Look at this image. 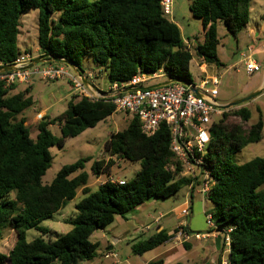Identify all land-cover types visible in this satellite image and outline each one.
Segmentation results:
<instances>
[{"label":"trees","instance_id":"trees-1","mask_svg":"<svg viewBox=\"0 0 264 264\" xmlns=\"http://www.w3.org/2000/svg\"><path fill=\"white\" fill-rule=\"evenodd\" d=\"M29 8L38 12L39 55L65 59L79 67L89 56L104 74L106 85L159 69L169 78L192 83L188 74L192 53L177 25L163 15L159 0H0V65L12 64L20 55L19 19ZM188 8L202 24L197 56L205 64L219 65L217 23L222 22L231 35L239 34L249 22L250 0H189ZM17 85L5 88L0 82V242L6 228L16 235L8 255H0V262L91 261L98 243L90 242L89 237L96 230L147 201L167 199L188 186L187 179L175 180L170 170L171 165L178 166L169 149L168 128L161 125L147 137L134 116L125 129L109 136L104 146L108 159L91 165V174L98 177L109 175L116 160L138 162L140 169L130 182L123 180L124 184L118 185L105 181L89 188V175L83 169L90 159L83 158L62 166L53 181L43 185L41 178L51 164L49 148L62 147L65 139L95 127L115 113V107L108 100L91 101L72 94L62 114L37 120L33 139L25 118L18 117L33 104L29 87L13 93ZM231 117H239L241 123L230 121ZM250 117L251 111L244 106L227 110L214 120L204 155L215 180L208 196L212 205L208 213L219 230L232 229L230 264H264V158L237 159L243 149L263 139V115L258 112L256 121L246 126ZM54 124L59 126V137L49 130ZM78 190L82 198L74 205L76 215L67 221L69 231L52 241L26 240L29 229L47 234L48 229L39 223L73 200ZM168 238L161 231L133 244L132 252L142 255ZM148 264L163 262L158 259Z\"/></svg>","mask_w":264,"mask_h":264},{"label":"rangeland","instance_id":"rangeland-1","mask_svg":"<svg viewBox=\"0 0 264 264\" xmlns=\"http://www.w3.org/2000/svg\"><path fill=\"white\" fill-rule=\"evenodd\" d=\"M88 1L93 2L95 0ZM188 6L189 0H172V18L169 20L177 25L183 41L190 45L188 49L192 53V60L188 67V74L191 77L192 83L198 85L206 75L214 76L219 79L217 85L218 95L216 97V103L218 105H225L233 100L248 95V90L251 86H255L261 82L264 84V78L261 77L264 73V54L252 57L255 62L260 64V73L248 75L243 61L238 62L241 55L246 56L250 53L248 49L249 47L254 48L264 44V0H250L249 22L247 28L243 29L236 36L228 33L222 22L217 23L216 32L218 45L216 47V56L220 64H213L211 66L203 64L200 57L196 54L197 46L202 43V24L199 19L191 15ZM37 18L38 12L34 8L27 9L20 16L19 35L17 38V47L20 55L27 54L36 58L40 54L37 45ZM257 34L259 35L257 36ZM44 65L46 64H40V66ZM81 67L83 70H90L96 74L98 78L94 79V83L98 85L99 88H105L106 78L89 56H85L82 59ZM65 69L67 71L69 70L66 67ZM160 81H165V78L160 80H150L146 82V86L155 85ZM28 87L29 96H31L33 104L31 107L25 109L18 117L25 118V124L29 127L31 138L34 139L36 135L35 124L39 119H36L35 117L39 113H42V116L48 118L59 116L66 109V105L71 98V93L74 92L66 77L58 78L56 80H48L39 75H34L32 77V82L28 84H18L15 91H23ZM208 87H210V85L206 86V88ZM262 94L249 103L235 107L239 108L245 106L251 111V117L246 123V126H249L256 121L258 112L264 117V94ZM130 119L131 115L124 112H115L99 122L95 127L86 129L76 137L65 139L62 147L54 146L49 148L48 151L51 157V164L41 178V183L43 185H49L62 166L72 164L83 158L90 159L85 162L83 169V171L89 175V188L95 189L98 185L107 181L109 175L115 179H123L130 182L140 169L138 162L116 160L109 175L102 174L96 177L91 174V165L94 161L108 159L104 146L109 136L125 129ZM229 120L235 123H240L236 117H231ZM49 130L54 136H60V130L57 124L50 125ZM254 157L264 158V135L260 142L251 144L243 149L238 154L237 159L239 162H246ZM185 193L186 188L184 187L167 199L150 200L146 202L149 205L136 213L138 214L137 217L139 220L130 218L128 224H121L119 220H114L110 225L96 230L89 237L90 242L98 243L95 257L91 261L82 264H136L137 262L146 259H158L159 250L157 249H153L142 255H136L132 252L131 247L133 244L138 241L147 240L155 234V228H152L151 231H146L142 235H139L140 232L137 234L136 227L139 226V221L148 224L149 226L152 224L150 222L152 220H147L146 215H151L153 219L160 215L159 218L164 216V220H169L168 225H166V231H168L175 224L174 214L170 211L185 200ZM81 198V191L78 190L73 200L67 202V204L58 212L39 223V227L48 229L47 234H42L36 229H29L26 232V240L31 241L35 238H42L45 241H52L58 235L69 231L71 226L67 221L76 215L77 212L74 205ZM152 201H155L153 202L154 204ZM205 206L206 208L212 207L208 200L205 203ZM190 208L192 214L190 212V216L186 220V227L187 222L190 221L192 227H201V230H204L207 225L198 198H195L192 201ZM161 214L163 215L161 216ZM180 219L182 222V218ZM127 225L129 228V234L120 235L122 229ZM148 225L140 226L137 229L138 231H145L146 227L149 228ZM15 240V232L9 228L4 229L3 239L0 242V255L7 256L14 245ZM190 241H193V239ZM107 254L110 256L105 257ZM0 264H7L6 260L0 262Z\"/></svg>","mask_w":264,"mask_h":264},{"label":"built area","instance_id":"built-area-1","mask_svg":"<svg viewBox=\"0 0 264 264\" xmlns=\"http://www.w3.org/2000/svg\"><path fill=\"white\" fill-rule=\"evenodd\" d=\"M159 5L163 15L167 19H171L172 0H159ZM185 45L187 48L190 47L189 43H185ZM251 57L252 52L243 60L248 75H253L261 69L260 64ZM32 59L34 57L27 54L19 55L12 63L19 69L0 74V82H3L5 88L13 84H28L32 82L34 75H39L48 80L66 77L74 94L91 101L108 100L114 105L115 112H124L136 117L139 120L141 132L145 136H153L161 125L168 128L170 132L169 149L178 166L176 169V166L171 165L170 170L173 172L175 180L187 179L189 181L186 187L185 200L179 212L182 222L171 234V237L174 241L184 244L191 239L201 241L213 235H221L222 250L218 264H230L228 254L231 228L219 230L210 213L204 214L208 232L191 233L186 227V220L191 212L192 197L197 195L202 201H207L215 182L211 170L205 164L204 155L211 140V124L227 111L217 107L216 97L219 79L206 75L198 85L191 83L195 89L204 95L198 97L189 88L179 83L157 88L135 89L148 87L146 82L150 80L169 79L167 73L162 69L152 73H137L126 82L109 83L105 88H98L94 83V79L98 78L96 74L90 70L84 71V77L98 89V93L89 91L78 77L63 66L46 63L44 66L35 65L27 69L26 66ZM208 85L210 87L206 88ZM126 89L131 90L126 91ZM236 118L241 123V119ZM107 181L118 185L124 184L123 180L113 177H109ZM108 256L110 255L107 254L105 257Z\"/></svg>","mask_w":264,"mask_h":264},{"label":"crops","instance_id":"crops-1","mask_svg":"<svg viewBox=\"0 0 264 264\" xmlns=\"http://www.w3.org/2000/svg\"><path fill=\"white\" fill-rule=\"evenodd\" d=\"M258 35L259 34H257V36ZM248 49H249L250 53L252 52V57L256 56V55L264 54V44H262L261 46H256L254 48L249 47ZM250 53L246 56L241 55V58L238 60V62L243 61L247 56L250 55ZM200 60L203 64H205L204 61L202 60V58H200ZM205 65L211 66L213 64H205ZM83 71H89V70H83ZM260 71H261V69L256 73H260ZM261 77L264 78V73L262 74ZM162 82H164V81H160L159 83H162ZM159 83H157V84H159ZM96 86H98V85H96ZM254 87H256L258 89L260 87H264V84L261 82L259 84H256L255 86H251L248 90V93H250L251 91L256 89ZM12 92L16 93L15 90ZM72 94H74V93H71V95ZM42 115H43L42 113H39L35 118L36 119L40 118ZM121 180H123V179H121ZM186 191H187V189H186ZM185 195H186V193H185ZM195 198H198L199 202L201 203V211L203 214H205L211 210L212 207L206 208V206H205V203L207 201H202V199L197 195H194L192 197L191 204ZM153 202H155V201H152V203ZM183 203H184V201L181 204H179L177 207L171 209L170 212L174 214L175 224L168 231H166V225H168L169 220H164L165 217L162 216L163 214H161L162 218H159V216H160L159 215L155 219H153L152 216L148 214V215H146V219L152 220V221H150L152 224H150V226H149L148 224H144L141 221H139L138 227L148 225L149 228L148 229L145 228V231L144 230L138 231V229H137L138 227H136L137 234L140 232L139 235H142L146 231L147 232L151 231L152 228H155V234H158L161 231L166 232V234L169 237L168 240L165 241L160 246L155 248V250L156 249L159 250L158 259H161L163 264H218V261L221 257V250H222L221 235H213V236H211L207 239L201 240V241H195V240L188 241L184 244L178 243L172 239L171 234L177 229L178 225L181 222V219H180L181 217L179 216V212H180V209L182 208ZM147 205H149V204H147L145 202L142 205H140L139 207H137L133 212L129 213V215H126L123 218L116 217L115 220H119L121 224L122 223L128 224L129 223L128 220L130 218L135 219V220H137V219L139 220V218L137 217L138 214H136V213H138L139 210H143ZM166 213H168V212H166ZM191 214H192V210H191ZM201 229H202L201 227H192L190 221L187 222V230L189 232L206 233L209 231L208 227H206L204 230H201ZM124 234H129L128 225L125 226L122 229V232L120 233V235H124ZM155 234H153V235H155ZM110 249H112V248H110ZM214 256H216V257H214ZM140 258H142V257H140ZM158 259H156V260H158ZM151 261H155V259L142 260L141 262H137L136 264H148Z\"/></svg>","mask_w":264,"mask_h":264},{"label":"water","instance_id":"water-1","mask_svg":"<svg viewBox=\"0 0 264 264\" xmlns=\"http://www.w3.org/2000/svg\"><path fill=\"white\" fill-rule=\"evenodd\" d=\"M46 63H58V64L65 65L76 77L79 78V80L84 85V87H86L91 92H98L99 93L98 89L96 87H94V85L91 84L84 77V71L82 70V68L75 65V64H72L71 62H69L65 59L56 58V57H52L50 55L43 54V55H40V56L30 60L28 65L26 66V68L30 69L35 65L46 64ZM18 69H19V67H17L15 64L0 65V74L16 71ZM173 83H179V84L184 85L185 87L189 88V90L192 91L198 97L204 96L199 90L195 89L191 85L190 82L182 81V80L177 79V78H169V79L165 80L164 82L156 84V85H151L148 87H140V88L138 87L135 89L157 88V87L166 86V85L173 84ZM129 90H131V89H126V91H129ZM263 92H264V87H260V88L256 89L255 91L249 93L248 95L241 97L239 99L233 100L228 104H225V105H218L217 104V107H219L222 110H230L232 108H235V107H238V106H241V105H244L246 103L251 102L252 100L257 98L259 95H261Z\"/></svg>","mask_w":264,"mask_h":264}]
</instances>
